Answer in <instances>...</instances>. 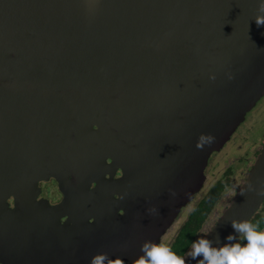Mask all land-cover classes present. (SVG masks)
Returning <instances> with one entry per match:
<instances>
[{"label": "water", "instance_id": "obj_1", "mask_svg": "<svg viewBox=\"0 0 264 264\" xmlns=\"http://www.w3.org/2000/svg\"><path fill=\"white\" fill-rule=\"evenodd\" d=\"M261 4L264 0H0V125L6 116L15 122L17 113L4 98L21 103L28 96L33 119L52 121H45L49 134L69 128L67 140L73 133L78 150L86 144L102 147L97 135H111L110 145L102 148L109 177L78 160L75 148L66 155L65 181L53 174L60 188L64 182L78 188L82 172L92 174L87 179L98 177L86 181L87 189L95 183L87 197L107 196L117 207L111 215L114 231H120L113 245L117 262L144 255L157 226L164 228L167 212L177 208L174 195L204 171L210 156L264 98V27L255 23L264 17ZM98 113L99 122L88 125ZM17 127L11 128L19 139ZM51 149L49 142L45 156ZM109 158L113 162L107 165ZM112 167L122 172L120 178H114ZM261 191L264 142L206 238L218 236L222 245L233 234L236 243L241 235L231 221L251 222L264 204ZM19 200L13 220L25 226ZM10 250L7 228L0 226L3 264H27L26 258L35 256L10 261Z\"/></svg>", "mask_w": 264, "mask_h": 264}, {"label": "flooded vegetation", "instance_id": "obj_2", "mask_svg": "<svg viewBox=\"0 0 264 264\" xmlns=\"http://www.w3.org/2000/svg\"><path fill=\"white\" fill-rule=\"evenodd\" d=\"M24 98L26 99L21 103L18 98H4L5 102L9 106H12V109L14 108V111L17 113L13 115L15 122L6 116L0 125V211L3 209V205L5 206L3 210L7 211L6 218L4 219L6 225L2 224L0 218V226H4L5 229L7 228V240L11 247L10 261L15 259L17 255L26 258V254L30 253H34L35 256H32L30 260L26 258L27 264H62L63 261L75 264L83 258L81 264H124L125 261L131 263L139 260L141 256L136 253L134 256L128 255L121 262H117L118 256L114 253L113 245L116 243L115 241L119 240L116 234L120 233V231H114L117 221L116 216H111L112 213L116 212L117 207H112L113 203L107 196L101 200L97 197H87L88 191L95 188V183L87 189L86 187L89 182L86 184V181L98 179V177L87 179L88 175L92 174L86 173L83 175L82 172L78 176L79 190L76 188L75 183L71 185L64 182L61 187L62 191L57 178L53 174V172H56L65 181L64 174H66L67 170L64 162H68L66 155L72 153L73 148L78 151V160L85 161L89 168L97 167L101 171L104 169L103 171L105 172L103 157L108 158V155L107 150H103L102 148H106L105 143H111V135H97L102 147L94 149L95 146L86 144L78 150L74 143L75 136L73 133L69 135L71 139L67 140L68 133H70L69 128H67L68 132L64 129L60 131L56 128L55 133L49 134L45 131V121H47L46 124H53L52 121L50 122L47 118L45 119V116L35 118L34 120L33 115L36 111L31 105L26 104L30 101L28 96H24ZM31 109L33 111L25 113ZM100 116V113L94 115L87 124L94 126L95 123L99 122ZM17 126L20 127L18 136L21 137L23 135L19 139L14 134L18 128ZM11 127H15L16 129H12ZM95 129H98V127L95 126ZM45 138L48 140V143L45 142ZM62 139L64 140L60 144ZM230 140L232 142L233 137ZM230 140L221 145L210 156L208 165L203 172L195 175L182 191L174 195V204L173 202L172 204H177V208L175 210L171 208L167 212L168 216L166 218L169 222L163 223L164 228L158 225L156 228L158 232H153V238H150L147 244H159L163 238V242L167 243L175 252L173 246L179 238L182 228L188 223L191 215L203 201L207 200V203H210L207 198H209L211 193L218 194L219 199L215 202L212 212H215L214 215L219 213L216 211V207L222 198L225 187L234 190L230 201L227 200L228 203L224 205L223 211L226 210V206L233 200L252 169L246 172L247 175L244 172L240 173L239 180H241V183H238L235 177L233 178L234 181L222 184L223 186H219L221 182L208 186L209 178H211L209 171L211 166L210 160L216 154H220ZM49 142L52 143V149L48 150L45 156V146H48ZM112 162V159L109 158L106 163L108 165ZM113 167L110 168L112 172L115 170ZM107 168L109 169V167ZM232 170L235 175L237 171ZM115 171L117 172V170ZM105 173L109 177V174ZM121 174L122 172L119 170L114 178H120ZM69 176L68 178L73 180V176L71 174ZM145 182L143 181V183ZM235 184H237L236 189L234 188ZM126 186L124 188L125 197L128 195ZM215 187L218 190L213 191ZM197 195L202 196L201 200L198 201L193 212H190V215H186L187 219L183 221L184 224H181L182 226L177 230L178 233L177 235L175 234L174 241H166V238L170 237L169 233L172 227L180 220L183 211L190 207ZM115 196L119 199V195ZM17 198L21 199L19 200V204L22 203L25 207L24 212L27 218L25 226L13 220V217L20 210L19 206L16 205ZM48 204H51V207ZM62 205H65V207H62ZM43 206H45V212L41 209ZM125 212L126 210H120L119 214L124 215ZM108 213L110 214L108 215ZM80 222L85 223V225ZM215 226L212 225L211 227L208 225L203 229L202 234L198 238H206ZM32 232L36 234L38 232L42 240ZM191 249L192 246L184 256L186 264H191L193 260L188 255ZM0 264H3L2 260H0ZM76 264H79V262Z\"/></svg>", "mask_w": 264, "mask_h": 264}, {"label": "clouds", "instance_id": "obj_3", "mask_svg": "<svg viewBox=\"0 0 264 264\" xmlns=\"http://www.w3.org/2000/svg\"><path fill=\"white\" fill-rule=\"evenodd\" d=\"M259 10L264 13V4H261ZM255 23L258 28L264 27V17L258 16ZM249 187L251 189V185ZM258 194L264 195V191ZM231 226L234 233L246 239V245L232 243L236 240V235L233 234L228 235L227 243L222 245L218 236L215 241L201 238L192 244L188 255L197 264H264V231L258 230L250 221L232 220ZM142 250L144 255L135 264H186L183 257L163 242V238L159 244H145Z\"/></svg>", "mask_w": 264, "mask_h": 264}, {"label": "rangeland", "instance_id": "obj_4", "mask_svg": "<svg viewBox=\"0 0 264 264\" xmlns=\"http://www.w3.org/2000/svg\"><path fill=\"white\" fill-rule=\"evenodd\" d=\"M263 135L264 98H262L257 106L248 113L246 121L242 123L238 127L236 132L231 136V138L233 137L232 142L230 138V141L222 149V152L218 155L216 154L214 158H211V166L209 169L211 178H209L208 186H212L217 182H221V184H228L229 181H234L233 178L235 177L238 180V183H241V180H239L240 173L244 172L245 175H247L246 172H248L253 167L264 142ZM232 169L237 171L235 175ZM234 188H237V184L234 185ZM233 192L234 190L225 187L222 198L216 207V211H218L219 213L214 215L215 212L213 213L211 211L212 214L208 216L204 225L205 228L208 225H210L211 227L212 225L214 226L220 220L224 212V205L228 203L227 200L230 201ZM201 197V195H197L190 207L186 208L183 211L182 217H180V220H178L172 227L169 233L170 237L166 238V241H174L178 233L177 230L180 229V227L182 226L181 224H184L183 221L187 219L186 215H190V212H193L194 207L196 206L198 201L201 200Z\"/></svg>", "mask_w": 264, "mask_h": 264}, {"label": "trees", "instance_id": "obj_5", "mask_svg": "<svg viewBox=\"0 0 264 264\" xmlns=\"http://www.w3.org/2000/svg\"><path fill=\"white\" fill-rule=\"evenodd\" d=\"M223 185L221 183L219 184V186ZM216 190H218L217 187H215L213 191ZM207 199L210 203H207V200H205L199 205L197 210L191 215L188 223L182 228L179 238L173 246L175 253L183 258L188 249L191 248L192 244L198 240V237L202 234V231L205 228L203 225H205L208 216L211 215L212 208L214 207L215 202L218 201L219 197L218 194L211 193ZM251 223L256 225L258 230L264 231V204L258 213L253 217ZM236 243H240L244 246L247 244V241L243 238V236H241Z\"/></svg>", "mask_w": 264, "mask_h": 264}]
</instances>
